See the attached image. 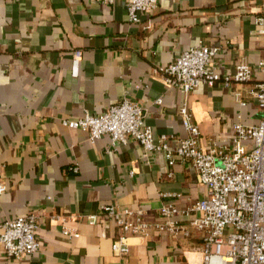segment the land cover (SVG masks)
Instances as JSON below:
<instances>
[{
	"label": "crops",
	"instance_id": "1",
	"mask_svg": "<svg viewBox=\"0 0 264 264\" xmlns=\"http://www.w3.org/2000/svg\"><path fill=\"white\" fill-rule=\"evenodd\" d=\"M263 13L264 0H159L133 24L124 0H0V225L35 213L40 240L35 254L19 259L6 258L0 246V264H204L197 230L188 237L155 232L130 239L119 258L111 249L118 233L113 220L87 223L107 205L143 206L150 220L162 204L190 206L206 194L190 164L169 166L157 152L144 159L132 139L115 148L108 135L91 142L62 122L99 115L127 99L142 107L155 138L180 136L178 108L187 99L201 147L230 150L233 124L256 126L262 118L248 97L261 73L229 88L202 84L185 98L153 70L200 45L219 49L221 74H232L240 62L255 68L264 60L255 23ZM75 51L81 53L76 62ZM192 218L179 221L188 225ZM64 228L78 236H64Z\"/></svg>",
	"mask_w": 264,
	"mask_h": 264
},
{
	"label": "built area",
	"instance_id": "2",
	"mask_svg": "<svg viewBox=\"0 0 264 264\" xmlns=\"http://www.w3.org/2000/svg\"><path fill=\"white\" fill-rule=\"evenodd\" d=\"M99 1L103 4L114 2ZM158 1L124 0L129 22L139 24L142 16L157 8ZM255 23L257 34L264 37V13L255 19ZM218 54L216 47H189L166 66L154 69L153 73L160 74L168 89L180 90L185 98L202 84L213 86L220 82L229 88L233 84L251 82L255 71L261 73L262 79L251 84L248 97L261 109L262 118L256 126L234 123L230 150L215 145L206 150L201 147L200 131L192 120L187 99L178 108L183 131L180 136L161 134L155 138L152 128L144 122L142 107L127 99L99 115L86 113L81 118L62 122L67 128L85 132L91 142L108 135L112 148L132 139L141 147L144 159L157 152L164 155L169 166L176 160L187 162L195 170L198 183L206 189L204 197L186 208L162 204L152 220L143 206L120 209L107 205L101 208L100 216H89L87 223L90 226L100 217L113 220L118 233L111 249L119 258L127 255L130 239H146L155 232L167 233L174 238L188 237L194 229L202 234L204 264H211L212 259H218L219 264H264V60H260L255 68L244 62L235 64L233 73L228 75L217 70ZM80 55V51L74 52L75 62ZM239 104L244 106L246 102L240 100ZM170 140L175 142L174 148L168 145ZM247 144L249 149H246ZM71 170L76 172L77 168ZM4 190L5 186L0 185V194ZM182 216L193 218L188 225H183L179 221ZM38 228L39 217L35 213L3 222L0 246L6 258L19 259L35 254L40 247ZM62 234L78 236L65 228Z\"/></svg>",
	"mask_w": 264,
	"mask_h": 264
},
{
	"label": "bare ground",
	"instance_id": "3",
	"mask_svg": "<svg viewBox=\"0 0 264 264\" xmlns=\"http://www.w3.org/2000/svg\"><path fill=\"white\" fill-rule=\"evenodd\" d=\"M214 260L218 261V259H212V262H213Z\"/></svg>",
	"mask_w": 264,
	"mask_h": 264
}]
</instances>
